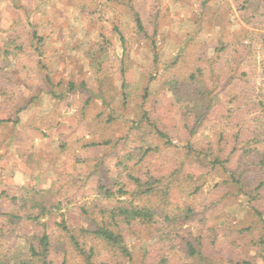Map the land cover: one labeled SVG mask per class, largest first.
Returning a JSON list of instances; mask_svg holds the SVG:
<instances>
[{
    "label": "rangeland",
    "instance_id": "374dc122",
    "mask_svg": "<svg viewBox=\"0 0 264 264\" xmlns=\"http://www.w3.org/2000/svg\"><path fill=\"white\" fill-rule=\"evenodd\" d=\"M0 119V264H264V0H0Z\"/></svg>",
    "mask_w": 264,
    "mask_h": 264
},
{
    "label": "trees",
    "instance_id": "16d2710c",
    "mask_svg": "<svg viewBox=\"0 0 264 264\" xmlns=\"http://www.w3.org/2000/svg\"><path fill=\"white\" fill-rule=\"evenodd\" d=\"M135 20L138 30L141 32L146 31L143 20L139 13H136ZM118 33L121 37L122 43L125 45V38L119 32V30ZM36 34L37 33L34 32L33 36L35 37ZM5 122L19 121H11L10 119H0V123ZM157 133L163 138H168V135L160 129H157ZM145 150H149V147H147V149ZM216 162L221 165L225 164V161L220 159L216 160ZM135 180L136 182H140L138 179ZM261 185L263 184L261 183ZM99 194H101L107 201L104 203L103 201L96 199L99 200L98 203H95V205L93 207H90V209H92L94 213L98 211L99 214L104 218V221H102V226L98 227L93 231L89 232L88 230H85L86 232H88L86 234H91L93 236L101 238L109 244L114 245L121 254L130 257V250L125 244V241L123 239V232L120 230L121 224L123 225L126 223L127 225H131L138 221L144 223L157 222L155 219V214L149 207L145 205L136 204L134 201L130 200L127 197L130 194V191H128L123 185L120 186L117 191H113L109 187L102 185ZM30 202V211L34 209L39 210V213H37V215L33 217V219L38 220L40 217L45 216L46 213H48L49 209L46 207L47 205H45L44 203H38L34 195L30 198ZM81 209L85 214H87V212L89 211L86 205L81 206ZM188 212H190V210ZM255 212L259 216H261L259 210L255 209ZM189 216L190 215L187 213L185 215V219H188ZM113 228H116L117 230ZM72 238L74 240L75 246L78 247L79 243L76 239L77 237L74 236ZM260 243L262 246V251L264 252V239H261ZM30 251L32 260L22 261L21 264H33L34 262H39L40 264H54V262L49 259L50 237L48 233L44 232V234L39 237L37 244H31ZM197 252L198 251H196V249L192 245L189 246L190 255L196 256V254H198ZM62 264H66L65 261Z\"/></svg>",
    "mask_w": 264,
    "mask_h": 264
},
{
    "label": "crops",
    "instance_id": "0c3cea01",
    "mask_svg": "<svg viewBox=\"0 0 264 264\" xmlns=\"http://www.w3.org/2000/svg\"><path fill=\"white\" fill-rule=\"evenodd\" d=\"M142 18V17H141ZM144 23V22H143ZM145 26V25H144Z\"/></svg>",
    "mask_w": 264,
    "mask_h": 264
}]
</instances>
